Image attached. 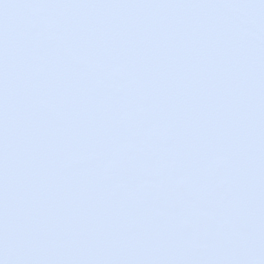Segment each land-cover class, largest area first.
<instances>
[{
	"label": "snow or ice",
	"instance_id": "6c2138e0",
	"mask_svg": "<svg viewBox=\"0 0 264 264\" xmlns=\"http://www.w3.org/2000/svg\"><path fill=\"white\" fill-rule=\"evenodd\" d=\"M0 264H264V0H0Z\"/></svg>",
	"mask_w": 264,
	"mask_h": 264
}]
</instances>
